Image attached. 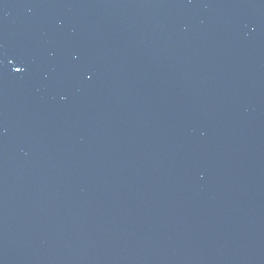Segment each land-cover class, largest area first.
<instances>
[{
	"label": "water",
	"instance_id": "water-1",
	"mask_svg": "<svg viewBox=\"0 0 264 264\" xmlns=\"http://www.w3.org/2000/svg\"><path fill=\"white\" fill-rule=\"evenodd\" d=\"M0 264H264V0H0Z\"/></svg>",
	"mask_w": 264,
	"mask_h": 264
}]
</instances>
